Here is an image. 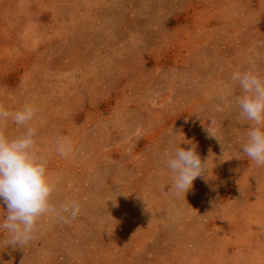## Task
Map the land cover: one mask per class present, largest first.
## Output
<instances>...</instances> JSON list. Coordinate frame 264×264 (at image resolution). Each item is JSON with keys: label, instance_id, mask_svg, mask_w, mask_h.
I'll return each mask as SVG.
<instances>
[{"label": "rangeland", "instance_id": "1", "mask_svg": "<svg viewBox=\"0 0 264 264\" xmlns=\"http://www.w3.org/2000/svg\"><path fill=\"white\" fill-rule=\"evenodd\" d=\"M235 69L264 76V0H0V105L36 109L52 202L81 207L42 217L25 247L0 230V264H264V167L240 148ZM179 144L211 161L177 197L163 154Z\"/></svg>", "mask_w": 264, "mask_h": 264}, {"label": "clouds", "instance_id": "2", "mask_svg": "<svg viewBox=\"0 0 264 264\" xmlns=\"http://www.w3.org/2000/svg\"><path fill=\"white\" fill-rule=\"evenodd\" d=\"M230 79L238 84L241 92L234 101L240 117L250 122L247 139L240 145L241 151L256 167H264V76L252 70L235 69ZM35 112L30 105L14 113L0 105V123L11 117L16 125L27 127L22 135L14 138L0 131V200L7 207L0 230L7 233L6 242L14 247H25L35 238L42 217L54 216L67 223L81 212L80 204L75 200L59 206L52 202L55 185L48 173V161L38 154L36 129L28 126ZM214 124L212 120L205 127L212 137ZM55 143L59 155L67 157L72 152L71 143L65 137H57ZM181 144L163 154V163L173 178L171 189L177 197L186 196L193 182L205 171L209 172L211 161V156L202 160L195 145L185 150Z\"/></svg>", "mask_w": 264, "mask_h": 264}]
</instances>
